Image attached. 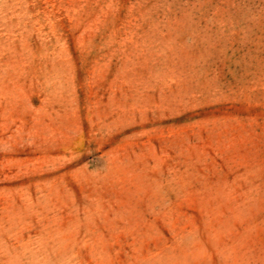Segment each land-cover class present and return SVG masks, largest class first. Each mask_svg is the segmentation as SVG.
<instances>
[{
	"label": "rangeland",
	"instance_id": "374dc122",
	"mask_svg": "<svg viewBox=\"0 0 264 264\" xmlns=\"http://www.w3.org/2000/svg\"><path fill=\"white\" fill-rule=\"evenodd\" d=\"M0 264H264V0H0Z\"/></svg>",
	"mask_w": 264,
	"mask_h": 264
}]
</instances>
